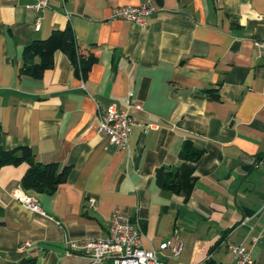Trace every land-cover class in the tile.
Listing matches in <instances>:
<instances>
[{
    "label": "crops",
    "instance_id": "crops-1",
    "mask_svg": "<svg viewBox=\"0 0 264 264\" xmlns=\"http://www.w3.org/2000/svg\"><path fill=\"white\" fill-rule=\"evenodd\" d=\"M32 1L0 0V143L69 171L48 193L23 188L27 161L1 168L0 264H86L71 243L107 234L116 210L140 218L146 247L177 230L181 253L163 254L174 264H228L238 243L264 264V0H154L144 24L110 17L144 0H49L39 11ZM67 22L97 56L87 76L61 50L41 77L20 72L24 46ZM131 90L138 123L118 148L97 130V102L127 108ZM186 142L199 158L181 156ZM159 167L178 172L179 191L160 185Z\"/></svg>",
    "mask_w": 264,
    "mask_h": 264
},
{
    "label": "built area",
    "instance_id": "built-area-1",
    "mask_svg": "<svg viewBox=\"0 0 264 264\" xmlns=\"http://www.w3.org/2000/svg\"><path fill=\"white\" fill-rule=\"evenodd\" d=\"M49 0H33L27 4L28 8L39 11L48 5ZM157 5L154 0H144L141 4L117 5L112 9L111 18H126L144 24L146 18ZM35 27H40L36 22ZM259 54L264 58V34L256 39ZM133 91L129 92L127 101L129 107L119 108L115 103L108 105L97 102V116L99 133L118 148L129 147V136L133 125L138 123L137 116L131 111V106L140 107V102H133ZM261 162V161H260ZM259 162V163H260ZM18 198L28 207L43 214L38 198L26 191H21ZM144 227L140 218L132 217L121 211H114L111 215L108 232L103 236H91L80 242L73 241L74 248H82L88 259L86 264H174L163 256L165 250L173 255H179L183 241L177 230L160 242L158 247H146L143 244ZM255 239V238H254ZM33 244L25 240L19 248L24 251ZM232 254L228 264H255L252 249L244 243L229 244ZM212 253H209V257ZM212 264H222L214 261Z\"/></svg>",
    "mask_w": 264,
    "mask_h": 264
},
{
    "label": "trees",
    "instance_id": "trees-1",
    "mask_svg": "<svg viewBox=\"0 0 264 264\" xmlns=\"http://www.w3.org/2000/svg\"><path fill=\"white\" fill-rule=\"evenodd\" d=\"M157 2L162 4L163 0H157ZM58 50L67 54L75 67V72L83 77L87 76L90 68L97 61L95 54H86L82 51L71 23L67 22L63 27H54L46 37L35 38L24 46L20 72L41 77L47 69L54 66L55 52ZM217 87H207L205 90L210 91ZM202 152V148L186 142L181 156L197 159ZM22 161L28 162L27 169L21 179L22 186L27 191L54 193L68 175L69 165L59 167L56 161L38 160L32 147L28 144H18L7 148L0 143V170L7 164H18ZM177 175V171H164L162 167L157 170V179L160 185L174 191H179V184L175 181ZM3 213V207L0 205V225L4 223ZM217 243L212 247H215ZM14 264H38V262L35 255H26Z\"/></svg>",
    "mask_w": 264,
    "mask_h": 264
},
{
    "label": "rangeland",
    "instance_id": "rangeland-1",
    "mask_svg": "<svg viewBox=\"0 0 264 264\" xmlns=\"http://www.w3.org/2000/svg\"><path fill=\"white\" fill-rule=\"evenodd\" d=\"M166 251H169L170 253H171V251L170 250H166ZM172 254V253H171Z\"/></svg>",
    "mask_w": 264,
    "mask_h": 264
}]
</instances>
